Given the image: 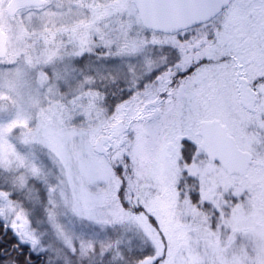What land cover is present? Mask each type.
<instances>
[{
  "label": "snow or ice",
  "instance_id": "6c2138e0",
  "mask_svg": "<svg viewBox=\"0 0 264 264\" xmlns=\"http://www.w3.org/2000/svg\"><path fill=\"white\" fill-rule=\"evenodd\" d=\"M89 13L36 58L28 143L43 151L20 161L19 186L0 176V218L39 247L12 197L40 180L76 264H264V0H92ZM65 56L77 91L53 73ZM61 216L97 231L74 239Z\"/></svg>",
  "mask_w": 264,
  "mask_h": 264
},
{
  "label": "rangeland",
  "instance_id": "374dc122",
  "mask_svg": "<svg viewBox=\"0 0 264 264\" xmlns=\"http://www.w3.org/2000/svg\"><path fill=\"white\" fill-rule=\"evenodd\" d=\"M10 3L11 0H0V31L6 42L5 52L0 55V169L8 170L0 172V176L19 186L24 176L23 172L17 171L20 161L27 160L31 165V155L43 151L39 145L28 143L32 139L29 133L35 130L39 117L37 84L42 78V69L34 70L36 58L46 59V53L55 50L49 47L53 32L75 28L91 19L90 13L85 17L84 8L92 0H42L40 6L18 8L12 14L8 11ZM51 63L53 73L60 74V87L77 91L75 76L64 74V68L71 66L70 60L65 56L63 60L54 59ZM53 83H57L55 75ZM12 198L26 210L41 241L40 246L33 249L30 244L21 243L12 230L18 244L42 256L45 264H76V257L47 221L48 196L43 181H32L25 189L16 191ZM60 220L74 239L92 236L97 231L70 216H61ZM0 224L6 226L3 218H0Z\"/></svg>",
  "mask_w": 264,
  "mask_h": 264
},
{
  "label": "trees",
  "instance_id": "16d2710c",
  "mask_svg": "<svg viewBox=\"0 0 264 264\" xmlns=\"http://www.w3.org/2000/svg\"><path fill=\"white\" fill-rule=\"evenodd\" d=\"M0 256L5 258L0 264H11L12 260H16L17 264H45L42 256H37L27 246L18 244L12 229L3 224H0Z\"/></svg>",
  "mask_w": 264,
  "mask_h": 264
},
{
  "label": "water",
  "instance_id": "95a60500",
  "mask_svg": "<svg viewBox=\"0 0 264 264\" xmlns=\"http://www.w3.org/2000/svg\"><path fill=\"white\" fill-rule=\"evenodd\" d=\"M42 3L41 0H13L8 11L12 13L15 9L24 6H37ZM6 44L4 42V35L0 31V55L5 52Z\"/></svg>",
  "mask_w": 264,
  "mask_h": 264
}]
</instances>
